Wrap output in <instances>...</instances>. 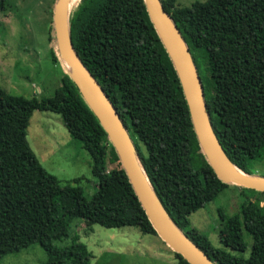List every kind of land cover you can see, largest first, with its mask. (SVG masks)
Returning a JSON list of instances; mask_svg holds the SVG:
<instances>
[{"label": "trees", "instance_id": "obj_1", "mask_svg": "<svg viewBox=\"0 0 264 264\" xmlns=\"http://www.w3.org/2000/svg\"><path fill=\"white\" fill-rule=\"evenodd\" d=\"M177 1L160 0L189 48L216 137L237 168L264 177L257 170L264 166V0H207L190 7ZM7 8V0H0V11ZM69 35L116 110L172 222L213 264H264V193L233 186L240 189V215L220 225V248L190 225L191 214L230 186L216 178L200 151L178 77L144 0H79L70 12ZM51 54L61 69L60 96L53 103L13 96L0 86V259L38 245L46 264H90L92 255L78 235L64 247L53 244L68 238L74 219L88 227H132L157 235L98 119L53 49ZM170 109L182 115L138 135L137 126ZM35 111L59 115L89 154L96 179L90 200L71 185L80 178L61 185L33 154L26 136ZM115 185L120 194L111 197ZM242 227L252 240L248 258L242 257L247 248ZM169 252L175 264H189Z\"/></svg>", "mask_w": 264, "mask_h": 264}, {"label": "rangeland", "instance_id": "obj_2", "mask_svg": "<svg viewBox=\"0 0 264 264\" xmlns=\"http://www.w3.org/2000/svg\"><path fill=\"white\" fill-rule=\"evenodd\" d=\"M206 1L178 0L177 5L190 7ZM53 4L51 0H7L8 8L0 11V86L10 95L26 99L35 97L50 103L60 96L61 69L52 62L51 54L54 39L49 20L51 23ZM181 115L180 109L159 111L154 118L137 126V133L143 135ZM26 139L45 171L56 177L61 185L80 178L71 185L81 188L85 198L91 199L96 191V179L91 173L90 156L69 136L59 115L33 112ZM257 170L264 173V166L257 167ZM110 181L115 184L112 179ZM229 186L213 202L189 216L191 227L207 236L216 248L221 247L218 231L222 222L233 215H240V189ZM115 188V192L109 193L111 197L120 194L116 185ZM74 235L79 236V241L92 255L90 264H175L170 249L157 236L144 235L136 228L107 229L97 224L88 227L84 220L77 218L71 222L68 238L53 244L57 247L69 245ZM242 237L247 245L242 257L248 258L252 240L243 227ZM46 262L47 255L38 245L0 259V264Z\"/></svg>", "mask_w": 264, "mask_h": 264}, {"label": "water", "instance_id": "obj_3", "mask_svg": "<svg viewBox=\"0 0 264 264\" xmlns=\"http://www.w3.org/2000/svg\"><path fill=\"white\" fill-rule=\"evenodd\" d=\"M144 3L178 77L200 151L216 178L223 184L264 193V177L241 171L229 160L221 147L209 120L203 88L189 48L170 15L164 10L160 0H144ZM68 4V0H55L52 9L53 50L61 67L77 85L83 99L98 119L157 237L168 249L179 254L189 264H213L165 212L116 110L74 52L69 35V16L74 5ZM63 60L68 64L70 71ZM142 172L150 188L146 185Z\"/></svg>", "mask_w": 264, "mask_h": 264}, {"label": "bare ground", "instance_id": "obj_4", "mask_svg": "<svg viewBox=\"0 0 264 264\" xmlns=\"http://www.w3.org/2000/svg\"><path fill=\"white\" fill-rule=\"evenodd\" d=\"M68 1H69V4L68 5L69 6H72V5H75L79 0H68ZM63 62L65 63L67 69L70 71L68 64L64 60H63ZM84 93H85L86 97L89 98L88 95H87V93L85 91H84ZM238 172H240V171H238ZM240 173H242V172H240ZM142 176L144 178V181L146 182V185L148 186V188H150L149 183L147 182V179L144 176L143 172H142Z\"/></svg>", "mask_w": 264, "mask_h": 264}]
</instances>
